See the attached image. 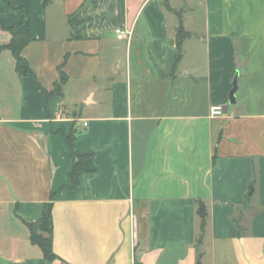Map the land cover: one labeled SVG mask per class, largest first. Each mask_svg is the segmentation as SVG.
Returning <instances> with one entry per match:
<instances>
[{
    "label": "crops",
    "instance_id": "1",
    "mask_svg": "<svg viewBox=\"0 0 264 264\" xmlns=\"http://www.w3.org/2000/svg\"><path fill=\"white\" fill-rule=\"evenodd\" d=\"M2 24L36 77L0 50V264H264V0H0Z\"/></svg>",
    "mask_w": 264,
    "mask_h": 264
},
{
    "label": "trees",
    "instance_id": "2",
    "mask_svg": "<svg viewBox=\"0 0 264 264\" xmlns=\"http://www.w3.org/2000/svg\"><path fill=\"white\" fill-rule=\"evenodd\" d=\"M11 4L13 5L14 0H10ZM3 27L9 30L12 34V38L10 42L0 46L1 49H9L16 60V70L26 76L36 77L34 71L32 70L29 61L23 55L24 48L33 40V36L31 32L27 29H21L22 24H16L12 26H6L2 24ZM180 41L183 37L184 30L183 27L180 26ZM180 44L178 42V53L176 60L180 58ZM67 76L63 72L61 73L60 80L55 83L54 88L51 91L44 89V94L46 99H50L54 96H62L63 95V85L67 81ZM75 138V133L73 132L70 136L65 137L66 141L72 145L73 140ZM75 157V156H74ZM85 155H78V158L74 160L73 167L70 173V178L72 181V186L76 184V173L83 168V162L85 159ZM198 213L202 219V225L205 226L206 223V210L203 203L199 204ZM31 230V241L32 243L40 246L44 253V257L47 260H54L57 258V255L54 253L53 250V201L47 202L44 204L42 208V215H41V227L42 232L36 233L32 224H28Z\"/></svg>",
    "mask_w": 264,
    "mask_h": 264
},
{
    "label": "built area",
    "instance_id": "3",
    "mask_svg": "<svg viewBox=\"0 0 264 264\" xmlns=\"http://www.w3.org/2000/svg\"><path fill=\"white\" fill-rule=\"evenodd\" d=\"M115 33L117 34L118 38H125L127 35H131L132 31L131 30H125L121 27H118L115 29ZM224 113V107L222 105H213L211 107V115L212 116H217V115H222ZM84 125L86 126L87 123L85 122Z\"/></svg>",
    "mask_w": 264,
    "mask_h": 264
},
{
    "label": "water",
    "instance_id": "4",
    "mask_svg": "<svg viewBox=\"0 0 264 264\" xmlns=\"http://www.w3.org/2000/svg\"><path fill=\"white\" fill-rule=\"evenodd\" d=\"M236 64H237L238 68H240L241 65H242L241 62L238 59V56L236 58ZM238 76H239V71H237V74H236L235 79L233 81V87H232L230 95H229V103L230 104H235L236 103V91H237V87H238V84H237Z\"/></svg>",
    "mask_w": 264,
    "mask_h": 264
}]
</instances>
